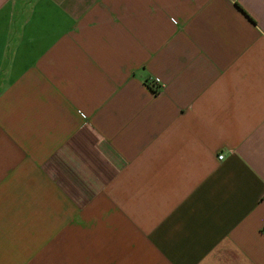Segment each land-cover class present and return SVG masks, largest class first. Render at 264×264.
<instances>
[{"label":"crops","instance_id":"1","mask_svg":"<svg viewBox=\"0 0 264 264\" xmlns=\"http://www.w3.org/2000/svg\"><path fill=\"white\" fill-rule=\"evenodd\" d=\"M0 264H264V0H0Z\"/></svg>","mask_w":264,"mask_h":264},{"label":"built area","instance_id":"2","mask_svg":"<svg viewBox=\"0 0 264 264\" xmlns=\"http://www.w3.org/2000/svg\"><path fill=\"white\" fill-rule=\"evenodd\" d=\"M154 86L157 85V86H160V80L158 78L154 79L152 82H151ZM218 158L219 159H222L223 158V155H218Z\"/></svg>","mask_w":264,"mask_h":264}]
</instances>
